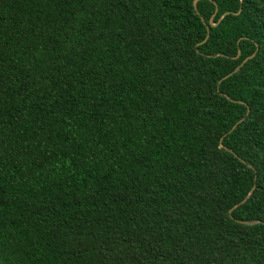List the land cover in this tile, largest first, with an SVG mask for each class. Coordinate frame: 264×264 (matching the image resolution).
Segmentation results:
<instances>
[{
  "label": "trees",
  "instance_id": "1",
  "mask_svg": "<svg viewBox=\"0 0 264 264\" xmlns=\"http://www.w3.org/2000/svg\"><path fill=\"white\" fill-rule=\"evenodd\" d=\"M0 264H264V0H0Z\"/></svg>",
  "mask_w": 264,
  "mask_h": 264
},
{
  "label": "water",
  "instance_id": "2",
  "mask_svg": "<svg viewBox=\"0 0 264 264\" xmlns=\"http://www.w3.org/2000/svg\"><path fill=\"white\" fill-rule=\"evenodd\" d=\"M194 3H195V2H194ZM194 7H195V6H194ZM225 15H226V14L222 15V16L220 17L219 21H220ZM211 22H212V19L210 20V23H211ZM211 24H212V23H211ZM216 25H217V24H212V26H216ZM207 38H208V34H207V36H206V38H205V40H204L203 42H205ZM253 56H254V54H252L250 57L244 59V60L242 61V63L232 71L231 74L237 72V71H238V70L244 65V63H246L247 60L252 59ZM231 74L227 75V76L224 77V78L229 77ZM242 120H243V119H241L239 122H241ZM235 127H236V125H234V126L232 127V130H233ZM253 190H254V187L249 191V193H248V195L246 196V198H244L239 204H237L236 207L239 206L240 204L245 203L246 200L251 196ZM233 209H234V208H232V209L229 211V213H231V212L233 211ZM238 223L243 224V225H247V226H252V225H255V224L259 223V221H258V220H252V221H238Z\"/></svg>",
  "mask_w": 264,
  "mask_h": 264
}]
</instances>
